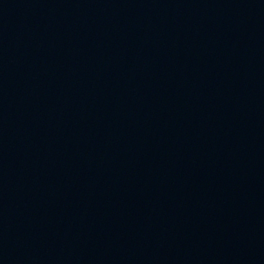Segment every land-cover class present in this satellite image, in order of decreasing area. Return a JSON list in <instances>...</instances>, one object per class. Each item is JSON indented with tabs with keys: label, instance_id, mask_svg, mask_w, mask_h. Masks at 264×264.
Returning a JSON list of instances; mask_svg holds the SVG:
<instances>
[{
	"label": "water",
	"instance_id": "water-1",
	"mask_svg": "<svg viewBox=\"0 0 264 264\" xmlns=\"http://www.w3.org/2000/svg\"><path fill=\"white\" fill-rule=\"evenodd\" d=\"M0 264H264V0H0Z\"/></svg>",
	"mask_w": 264,
	"mask_h": 264
}]
</instances>
